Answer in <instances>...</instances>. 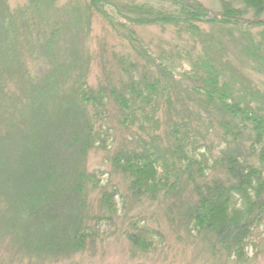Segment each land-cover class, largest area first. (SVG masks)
Masks as SVG:
<instances>
[{"label":"trees","instance_id":"trees-1","mask_svg":"<svg viewBox=\"0 0 264 264\" xmlns=\"http://www.w3.org/2000/svg\"><path fill=\"white\" fill-rule=\"evenodd\" d=\"M97 1L91 0L92 5ZM161 1L178 12L128 6L119 9L126 15L119 11L117 15L138 27L172 24L194 43L199 39L211 45L203 46L196 59L190 52H185L186 59H176L188 61L190 69L181 75L195 84L187 88L192 96L188 101L199 109L177 107L183 102L173 83L167 81H174L177 67L167 64L164 57H153L145 46L141 51L144 66L132 64L127 83L115 85L114 76L107 71L105 85L90 87L85 74L90 60L85 61L74 47L68 50L66 41L60 48L62 37L68 34L59 23L52 27L37 2L12 13L0 0V214L6 204L7 212L16 208L18 220L23 218L25 226L5 219L6 225L20 232L21 240L11 247L23 256H35L36 260L40 254L39 258L50 260L85 248L84 219H74L73 229L58 222L61 215L74 216L88 205L87 155L95 142L103 143L99 129L94 128L97 122L102 128L107 104L113 102L127 114L125 125L144 118L159 129L153 116L162 106L167 108V116H176L167 122L165 139L155 135L145 141L140 137L132 150L119 152L114 158L115 169L131 180V194L121 197L123 208L129 202L153 200L161 194L169 218H178L189 234L205 235L214 251L222 247L239 260L245 258L254 223L264 220V89L254 88L237 69L228 78L229 64L223 62L229 52L227 44L215 34H206L198 23L205 20L236 38L234 44L243 46L239 53L264 74V28L254 33L252 27H264V0H242L243 10L223 0L222 13L212 17L196 0ZM248 11L253 13L252 26L241 24ZM130 35L133 44H143L133 29ZM30 59L36 61V69L29 68ZM121 61L123 67L125 62ZM9 80L17 86L16 91L7 89ZM216 127L225 141L215 154L209 136ZM215 170L223 177L209 180L208 172ZM189 186L193 190L190 196ZM117 192L102 199L112 214L117 212L113 210ZM11 228L0 229L14 235ZM69 233L73 240L67 242ZM136 233L129 234L130 242L137 249H146L147 238L160 231L142 228Z\"/></svg>","mask_w":264,"mask_h":264},{"label":"rangeland","instance_id":"rangeland-1","mask_svg":"<svg viewBox=\"0 0 264 264\" xmlns=\"http://www.w3.org/2000/svg\"><path fill=\"white\" fill-rule=\"evenodd\" d=\"M2 1L6 3L12 13L27 10L29 6L33 7L34 3L37 2L42 16L49 20L52 27L55 23H59L63 33L66 31L68 34V36L64 34V39L62 37L60 48H64L63 45L67 44L68 50L74 47L76 53L80 54L84 60L86 59L85 61H87V58L90 60L89 68L85 73L90 87L99 89L105 85L107 71H110L108 75L114 76L113 82L115 85L121 86L127 83V80L132 77L129 67L132 64H138L139 66L142 64L144 66L141 51L142 47L145 46L150 49V54L153 57H164L169 62L167 64L177 67L173 79L176 83L182 81V86L176 88L174 81L167 80L170 84L173 83L174 90L178 91L180 100L183 102L182 106L177 104V107L182 110H187V108L199 109L196 104L188 101L189 98L192 99V96L188 93L187 88L190 89L195 84L181 75L183 72L189 71L188 61L182 60V63H180L176 59L179 56L185 58V52H190L192 58L196 59L203 53L201 52L203 46L208 48L211 45L207 41L201 43L199 39H197V43H194V40L186 35L185 31L183 35H180L177 27L172 24H146L138 27L132 26L131 22L124 18L119 19V14L117 15L120 8L128 6H147L168 13L178 12L168 2H162L161 0H104L105 3H103L98 0V3L93 6L91 0ZM196 1L203 5L211 17L219 16L224 8L223 0ZM226 1L233 8L239 10H243L245 7L242 0ZM119 13L122 15L127 14L122 10ZM245 15L246 21L243 18L241 24L252 26L250 25V21L253 22L254 20L252 11H248ZM204 21L198 23L199 28L206 34H215L218 39L224 40L223 42L227 44L229 52L223 62L229 64V73L226 74L228 78L231 71L237 69L238 74L250 79L249 81L253 83L254 88L263 90L264 74L258 70L256 64L239 53L243 46L240 43L238 45L234 44L236 38L226 36L221 32V28L214 27ZM252 27H254V33H257L260 28H264L263 26ZM130 29H133L143 44L135 45L132 43L128 36L130 35ZM47 32H50V35L52 29ZM234 35L239 36L238 33H234ZM57 38H59V35ZM64 41H66L65 44H63ZM58 51L60 54H65V51L61 52V49H58ZM210 54H212L211 51ZM25 60L28 61V56ZM35 60L39 64L38 67L42 69L41 60L38 57ZM119 60L125 62L123 67L119 65ZM34 62H31V59L29 61V68L32 70L36 69L37 66L36 61ZM124 67L125 69H123ZM134 77L137 76L134 75ZM188 77L186 76V78ZM16 87L11 80L8 81L7 89L9 91H16ZM237 88H240V86H237ZM175 99V93L172 92L174 102L177 101ZM106 110L105 121L100 123L102 128H99L98 122L96 128H94L99 129V139L102 138L103 143L101 141L95 142V146L89 151L86 160V169L89 175V179H86L88 205L85 210L76 213L74 216L72 214L69 216L67 214L61 215L58 222L59 225H66L65 229H68V227L73 229L74 219H84L82 227H84L88 239L85 248L71 254L67 253L56 258L52 257L50 260H46L44 257L39 258L40 254L36 256V260L34 259L35 256L33 258L24 255V257L22 253L11 247V244L13 245L21 240L20 232H17L19 230L16 231L15 228L5 224V219H7L10 220L12 225L22 226L23 224L25 226L24 222L21 221L23 218L20 217L18 220L17 216L19 214H16V208L13 210L10 207L7 212L5 204L1 209L4 212L0 214V228H11L15 231V234L0 229V264H264V220L255 221L253 235L245 251V258L239 260L234 253L225 251L222 247L218 249L219 251H214L212 242L205 235L195 236L193 233L189 234L186 228L181 226L178 218L171 220L167 205L162 203L163 197L161 194L157 199L145 198L141 202H129L123 208L121 197L131 194V180L115 169L113 165L114 158L119 152L132 150L135 142L140 137L145 141H150L151 137L155 135L165 139L167 122L173 121L176 116H167V108L162 106L161 109L156 111L157 114L153 116L154 120L159 121V129H155L151 126V123L145 122L144 118H139L134 124L125 125L127 114L124 115L122 108L116 103L107 104ZM90 117L93 120L91 112ZM141 126H144L145 129H141ZM209 139L215 148L216 154L224 146L223 132L216 127L211 132ZM220 173L218 170L208 172V179L211 180L216 176L223 177ZM79 180L82 181L80 178ZM115 191L118 192L116 198L114 197L115 206L113 210L117 212L112 214L109 211L110 208L104 206L102 199L106 197L105 194L112 195ZM192 191V186H189L187 195H192ZM162 194L164 195L163 192ZM75 225H78V223L75 222ZM142 228L159 230L160 234L155 233V235H150L147 238L146 249H137L130 242L129 234L136 233L137 229ZM65 239L67 242L72 241L73 234Z\"/></svg>","mask_w":264,"mask_h":264},{"label":"clouds","instance_id":"clouds-1","mask_svg":"<svg viewBox=\"0 0 264 264\" xmlns=\"http://www.w3.org/2000/svg\"><path fill=\"white\" fill-rule=\"evenodd\" d=\"M237 207H240V205H237Z\"/></svg>","mask_w":264,"mask_h":264}]
</instances>
